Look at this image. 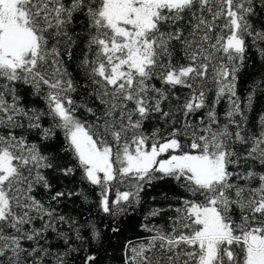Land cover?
<instances>
[{"label":"snow or ice","instance_id":"obj_1","mask_svg":"<svg viewBox=\"0 0 264 264\" xmlns=\"http://www.w3.org/2000/svg\"><path fill=\"white\" fill-rule=\"evenodd\" d=\"M262 98L264 0H0V264H264Z\"/></svg>","mask_w":264,"mask_h":264},{"label":"trees","instance_id":"obj_2","mask_svg":"<svg viewBox=\"0 0 264 264\" xmlns=\"http://www.w3.org/2000/svg\"><path fill=\"white\" fill-rule=\"evenodd\" d=\"M258 108H264V98L260 99L257 104ZM159 191V189H157Z\"/></svg>","mask_w":264,"mask_h":264}]
</instances>
